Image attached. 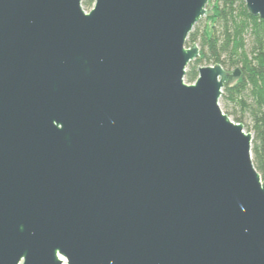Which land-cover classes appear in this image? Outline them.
Wrapping results in <instances>:
<instances>
[{
	"label": "water",
	"instance_id": "95a60500",
	"mask_svg": "<svg viewBox=\"0 0 264 264\" xmlns=\"http://www.w3.org/2000/svg\"><path fill=\"white\" fill-rule=\"evenodd\" d=\"M207 3L0 0V264H264L240 71L184 80Z\"/></svg>",
	"mask_w": 264,
	"mask_h": 264
},
{
	"label": "trees",
	"instance_id": "16d2710c",
	"mask_svg": "<svg viewBox=\"0 0 264 264\" xmlns=\"http://www.w3.org/2000/svg\"><path fill=\"white\" fill-rule=\"evenodd\" d=\"M93 2L81 0V6L88 10ZM207 10L185 42L196 43L199 56L188 64L184 80L193 83L200 65L239 69L240 76L222 89L219 104L252 134L253 165L264 181V18L250 14L244 0H208Z\"/></svg>",
	"mask_w": 264,
	"mask_h": 264
},
{
	"label": "rangeland",
	"instance_id": "374dc122",
	"mask_svg": "<svg viewBox=\"0 0 264 264\" xmlns=\"http://www.w3.org/2000/svg\"><path fill=\"white\" fill-rule=\"evenodd\" d=\"M84 9V8H83ZM85 10V9H84ZM90 9H88V10H85L86 12H88Z\"/></svg>",
	"mask_w": 264,
	"mask_h": 264
}]
</instances>
